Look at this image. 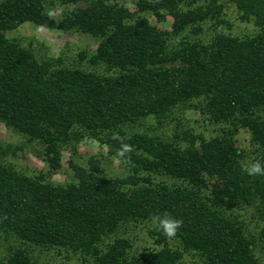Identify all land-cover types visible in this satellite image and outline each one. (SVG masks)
I'll return each instance as SVG.
<instances>
[{
    "label": "trees",
    "instance_id": "trees-1",
    "mask_svg": "<svg viewBox=\"0 0 264 264\" xmlns=\"http://www.w3.org/2000/svg\"><path fill=\"white\" fill-rule=\"evenodd\" d=\"M53 1L72 10L50 15ZM182 1L139 0L134 11L109 0L0 2V120L42 144L52 171L62 168L63 148L85 137L130 169L112 178L91 157L87 166L70 162L76 183L54 184L5 163L11 148L0 145V237L9 243L0 264H37L35 249L56 247L93 264H179L184 253L204 264H264L236 213L255 206L264 214V177L242 171L245 149L237 138L248 131L264 162V0H228L259 29L243 37L228 32L220 0L187 10ZM169 18L172 31L159 28ZM206 21L213 25L209 41L185 35L171 45L172 36ZM25 23L100 38L92 69L41 58L9 36ZM197 98L234 129L211 140L191 136L187 147L136 130L151 120L162 125L174 108ZM123 145L133 151L121 157ZM165 212L183 221L177 235L168 238L154 225L156 248L131 254L121 229ZM174 240L180 248L171 247Z\"/></svg>",
    "mask_w": 264,
    "mask_h": 264
},
{
    "label": "rangeland",
    "instance_id": "rangeland-1",
    "mask_svg": "<svg viewBox=\"0 0 264 264\" xmlns=\"http://www.w3.org/2000/svg\"><path fill=\"white\" fill-rule=\"evenodd\" d=\"M2 0H0L1 2ZM139 0H109L110 3H117L130 7L133 11ZM225 5L226 18L231 25L228 32L236 37L250 36L256 34L259 29L253 22L242 21L238 11L228 0H220ZM208 0H183L181 8L184 10L197 8L206 5ZM49 12L56 17H62L72 10V7L62 5L59 1H53L48 8ZM155 19L150 14H143ZM159 28L172 31V20L159 23ZM196 31V32H195ZM188 35L191 38L198 37L203 41H209L213 36V25L206 21L200 25H194L183 34L171 37V45L178 46L179 41ZM10 37L18 38L23 44L35 50L41 58H62L67 66H81L92 69L89 58L95 53L101 39L81 32L65 33L59 30L48 29L37 26L33 23H25L16 31L9 34ZM104 71L105 68L101 67ZM234 126L230 123L215 121L208 111L206 99L197 98L191 102L180 105L172 111L162 125L151 120L138 126L136 130L148 132L154 135H161L171 142L187 147L190 144L191 136L202 135L205 139L211 140L222 137ZM238 144L245 149L244 162H262V153L258 146H254L248 131L240 129L237 135ZM0 145L3 148H11V151L4 155L3 161L16 170L29 176L43 175L45 180L54 184L76 183L74 172L70 166L75 161L81 166H87L91 157H98L108 176L112 178L126 177L129 174V167L125 160L109 154L106 145L85 137L78 144H70L62 151V168L52 171L46 161L45 148L42 144L28 141L27 137L15 129L9 128L0 120ZM18 149V150H16ZM16 152L14 153V151ZM157 181H166L169 184H182L180 181L158 178ZM236 213L240 220L250 229L260 249V256L264 260V214L255 207L238 206ZM154 224L130 223L121 229L122 236L132 242L131 254H139L146 250L156 248L149 232ZM171 247L180 248L177 241H171ZM9 243L0 237V259L8 254ZM37 264H93L90 258L81 254L61 248H37L35 249ZM179 264H204L197 256L184 253Z\"/></svg>",
    "mask_w": 264,
    "mask_h": 264
},
{
    "label": "clouds",
    "instance_id": "clouds-1",
    "mask_svg": "<svg viewBox=\"0 0 264 264\" xmlns=\"http://www.w3.org/2000/svg\"><path fill=\"white\" fill-rule=\"evenodd\" d=\"M51 15V13H49ZM133 149L128 145H123L118 150V156H125L126 153H131ZM242 171L249 177H264V162L256 160L255 162H241ZM151 221L154 225H157L164 235L168 238L175 237L178 231L183 226V221L170 216L167 212L163 214H155L151 217Z\"/></svg>",
    "mask_w": 264,
    "mask_h": 264
}]
</instances>
